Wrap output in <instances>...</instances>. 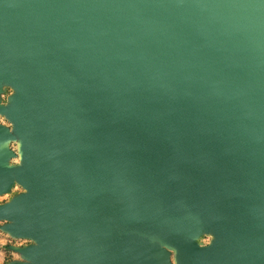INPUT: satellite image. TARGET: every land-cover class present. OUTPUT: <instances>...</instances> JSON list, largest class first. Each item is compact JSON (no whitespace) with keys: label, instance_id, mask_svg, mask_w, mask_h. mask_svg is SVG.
<instances>
[{"label":"water","instance_id":"obj_1","mask_svg":"<svg viewBox=\"0 0 264 264\" xmlns=\"http://www.w3.org/2000/svg\"><path fill=\"white\" fill-rule=\"evenodd\" d=\"M4 87L9 264H264V0H0Z\"/></svg>","mask_w":264,"mask_h":264},{"label":"rangeland","instance_id":"obj_2","mask_svg":"<svg viewBox=\"0 0 264 264\" xmlns=\"http://www.w3.org/2000/svg\"><path fill=\"white\" fill-rule=\"evenodd\" d=\"M14 94V91L10 87H4L2 94L0 95L1 101L4 105L8 104V99ZM0 125L11 129L12 124L4 117L0 116ZM10 148L17 153V142H11ZM10 166H18L20 164L19 158L10 160ZM25 191L17 184L14 185L9 194L0 196V205L9 203L14 197L24 193ZM5 223L0 222V264H9L11 262L23 261L20 255L14 252L11 248H23L25 246L33 244L30 240L16 239L10 237L7 233L1 230V227ZM213 237L211 235H203L198 243L202 246H207L211 243ZM174 263V259L172 257Z\"/></svg>","mask_w":264,"mask_h":264}]
</instances>
